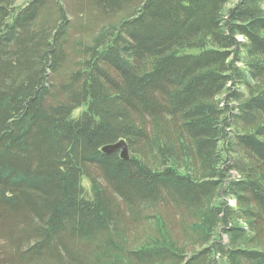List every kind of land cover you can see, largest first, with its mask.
Here are the masks:
<instances>
[{
	"label": "trees",
	"instance_id": "1",
	"mask_svg": "<svg viewBox=\"0 0 264 264\" xmlns=\"http://www.w3.org/2000/svg\"><path fill=\"white\" fill-rule=\"evenodd\" d=\"M18 1L0 264H264L262 0Z\"/></svg>",
	"mask_w": 264,
	"mask_h": 264
},
{
	"label": "water",
	"instance_id": "2",
	"mask_svg": "<svg viewBox=\"0 0 264 264\" xmlns=\"http://www.w3.org/2000/svg\"><path fill=\"white\" fill-rule=\"evenodd\" d=\"M101 150L104 152H111L114 150H118L119 155L122 158L128 157V146L124 138H120L114 142H109L102 145Z\"/></svg>",
	"mask_w": 264,
	"mask_h": 264
},
{
	"label": "rangeland",
	"instance_id": "3",
	"mask_svg": "<svg viewBox=\"0 0 264 264\" xmlns=\"http://www.w3.org/2000/svg\"><path fill=\"white\" fill-rule=\"evenodd\" d=\"M23 1H25V0H19L18 2H22V3H23ZM232 2H233V1H230V2L228 3V5H230ZM261 6H262V8L264 9V0H262V2H261ZM229 202L233 203L234 200H233V199H229Z\"/></svg>",
	"mask_w": 264,
	"mask_h": 264
}]
</instances>
